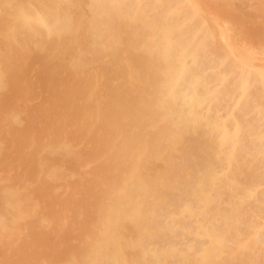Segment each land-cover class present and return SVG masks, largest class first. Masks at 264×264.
<instances>
[{"label":"bare ground","instance_id":"1","mask_svg":"<svg viewBox=\"0 0 264 264\" xmlns=\"http://www.w3.org/2000/svg\"><path fill=\"white\" fill-rule=\"evenodd\" d=\"M0 264H264V0H0Z\"/></svg>","mask_w":264,"mask_h":264}]
</instances>
